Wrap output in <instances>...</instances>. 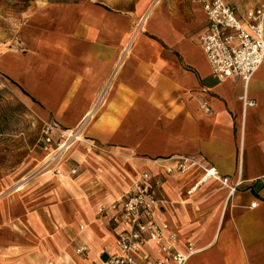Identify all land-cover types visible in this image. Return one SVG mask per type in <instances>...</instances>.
<instances>
[{"label": "crops", "instance_id": "0c3cea01", "mask_svg": "<svg viewBox=\"0 0 264 264\" xmlns=\"http://www.w3.org/2000/svg\"><path fill=\"white\" fill-rule=\"evenodd\" d=\"M9 1L21 13L0 49V80L53 126L54 147L41 152L51 156L62 132L79 130L84 142L68 145L59 175L21 181L29 158L0 178V264H56L37 252L72 227L85 234L79 264H106L116 241L97 207L133 190L143 172L160 182L154 220L181 250H196L186 264H264V62L247 85L215 80L200 47L207 21L192 0ZM223 1L238 16L264 8ZM180 158L216 178L198 167L166 175Z\"/></svg>", "mask_w": 264, "mask_h": 264}, {"label": "built area", "instance_id": "2783aa9c", "mask_svg": "<svg viewBox=\"0 0 264 264\" xmlns=\"http://www.w3.org/2000/svg\"><path fill=\"white\" fill-rule=\"evenodd\" d=\"M192 1L201 3L207 21L200 47L212 77L218 82L235 79L247 85L264 62V8L248 9L243 16H238L223 0ZM239 100L246 106H254V102L246 100L245 96ZM52 127L47 124L42 130L40 142L44 152L54 143ZM78 131L61 133L53 160L66 151L71 142H84ZM192 167L202 169L205 179L216 178L214 170L189 158H180L176 167L167 169L165 174H184ZM218 180L227 186L228 179ZM152 181L151 175L143 172L133 190L118 201L97 207V216L112 226L116 241V251L107 258L106 264H186L196 254L189 244H184L181 250L177 235L169 226L154 220V211L162 200L157 189L159 180ZM234 191L235 188H231L230 194ZM148 245L153 248L156 258L144 250ZM86 251L83 246L77 253Z\"/></svg>", "mask_w": 264, "mask_h": 264}, {"label": "rangeland", "instance_id": "374dc122", "mask_svg": "<svg viewBox=\"0 0 264 264\" xmlns=\"http://www.w3.org/2000/svg\"><path fill=\"white\" fill-rule=\"evenodd\" d=\"M243 1L247 7L264 4V0ZM20 13L19 6L13 5L9 0H0V49L13 43L17 29V21L13 18ZM35 110L37 109L16 88L0 80V178H7L14 170L22 169L25 160L29 158L33 170L22 175L21 181L28 174L30 177L42 175L40 172L47 154L38 147L41 145V133L45 123L38 118ZM80 137L83 138L82 135ZM53 155L52 152L51 157ZM53 169L59 175V168ZM80 235L85 236L77 233L76 227H72L68 234L57 235L53 249L46 252L41 250L37 254L39 258L49 256L57 263L79 264L81 260H85V257L76 255L79 246L77 239ZM62 246L65 248L61 249Z\"/></svg>", "mask_w": 264, "mask_h": 264}, {"label": "bare ground", "instance_id": "6f19581e", "mask_svg": "<svg viewBox=\"0 0 264 264\" xmlns=\"http://www.w3.org/2000/svg\"><path fill=\"white\" fill-rule=\"evenodd\" d=\"M151 8L146 12V14L144 15L142 22H145L148 20L150 13H151ZM65 155V152H63L62 154H60V156L53 160L52 157L50 155H46L47 157H45L43 165H42V170H41V174L42 176H49V174L53 171V168H56V166H58V164L61 163V161L63 160V157ZM53 160V161H52ZM69 257H67L68 259Z\"/></svg>", "mask_w": 264, "mask_h": 264}, {"label": "trees", "instance_id": "16d2710c", "mask_svg": "<svg viewBox=\"0 0 264 264\" xmlns=\"http://www.w3.org/2000/svg\"><path fill=\"white\" fill-rule=\"evenodd\" d=\"M21 92H22L24 95H26L22 90H21Z\"/></svg>", "mask_w": 264, "mask_h": 264}]
</instances>
